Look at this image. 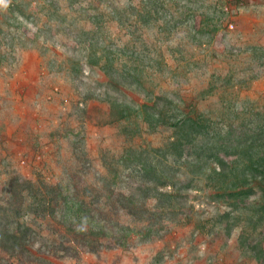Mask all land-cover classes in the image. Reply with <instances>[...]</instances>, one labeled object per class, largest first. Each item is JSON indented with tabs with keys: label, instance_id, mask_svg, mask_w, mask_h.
Masks as SVG:
<instances>
[{
	"label": "rangeland",
	"instance_id": "obj_1",
	"mask_svg": "<svg viewBox=\"0 0 264 264\" xmlns=\"http://www.w3.org/2000/svg\"><path fill=\"white\" fill-rule=\"evenodd\" d=\"M157 95L205 123L181 157ZM261 156L264 0H0V215L31 229L0 264H257L262 191L208 194ZM150 162L200 196L163 199Z\"/></svg>",
	"mask_w": 264,
	"mask_h": 264
},
{
	"label": "trees",
	"instance_id": "obj_2",
	"mask_svg": "<svg viewBox=\"0 0 264 264\" xmlns=\"http://www.w3.org/2000/svg\"><path fill=\"white\" fill-rule=\"evenodd\" d=\"M110 67V66H109ZM113 68L106 67L105 72L106 75L110 79H114V75L112 74ZM109 84L112 86V82L110 81ZM170 98V97H169ZM168 98L166 95H157L153 102L150 105H143L147 112H149L152 116L153 126L157 125H165L169 127H173L174 130V136L176 137L175 141L171 143V147L174 149L171 153L174 157L176 154H178L179 157H181L183 149L186 147V145L189 144V140H191L189 131H193L194 129L199 130L204 128L205 123L203 122V119L201 120V116L199 114H190L188 113H182L180 110L175 106L174 110L170 106H172V101ZM169 106L167 108V112H163V108ZM170 109V110H169ZM192 134V133H191ZM174 138V137H173ZM253 143L254 141H259V143H262V137H252ZM251 140V142H252ZM250 143V146L253 144ZM158 151V149H157ZM240 152L242 155H248L247 149L242 148L240 149ZM250 158V156H249ZM250 160V159H249ZM249 162V161H248ZM246 163L242 167L243 174L246 175L248 182H253L251 185H245L241 184L237 189H230L227 191H221V192H214L208 194L210 198V202L214 200H219L220 198L229 199L230 197H249L252 195L257 194L258 191H262L264 195V156H261L259 159H256L254 161H250L249 163ZM219 166L223 169L224 163L219 161ZM141 171V175L144 178H147V180H152V190L156 191L158 195L162 196L163 199L166 200H175L178 199L184 200L185 202H188L191 199L197 198L200 195H195L192 193L189 194V189L186 186L177 185V183L173 180H170L166 176H161L155 169L152 163H144V165L139 169ZM172 186L173 192H164V190L167 189V187ZM162 190V192H160ZM208 199V198H207ZM206 199V200H207ZM201 200V199H200ZM129 199L126 200L127 204L130 205ZM205 201V200H204ZM202 199V202H204ZM206 202V201H205ZM208 205V204H207ZM257 209V208H256ZM259 210V209H257ZM75 219L79 218V213L75 211L74 214ZM30 233L31 229L29 227H20L15 229L14 227L9 224L8 221L4 220V216L0 215V249L3 251H6L10 254H12L14 251H16L18 245L21 241L24 240V242H27L30 239ZM78 234V235H77ZM85 229L82 227L78 228V231L76 233L77 240H85L84 239ZM63 249V247L61 246ZM60 248V249H61ZM255 251V259L257 260V264H263L264 263V255L259 251V249H256V247L253 248Z\"/></svg>",
	"mask_w": 264,
	"mask_h": 264
},
{
	"label": "built area",
	"instance_id": "obj_3",
	"mask_svg": "<svg viewBox=\"0 0 264 264\" xmlns=\"http://www.w3.org/2000/svg\"><path fill=\"white\" fill-rule=\"evenodd\" d=\"M225 10H226V11L228 10V7H227V6H225ZM228 27H229V28H232V27H233L232 22H230V23L228 24Z\"/></svg>",
	"mask_w": 264,
	"mask_h": 264
}]
</instances>
